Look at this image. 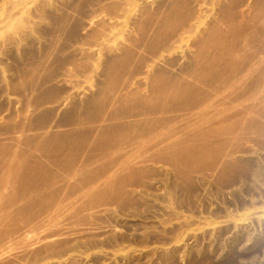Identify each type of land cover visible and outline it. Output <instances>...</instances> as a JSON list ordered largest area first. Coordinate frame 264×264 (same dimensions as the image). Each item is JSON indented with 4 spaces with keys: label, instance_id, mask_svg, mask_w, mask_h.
<instances>
[{
    "label": "rangeland",
    "instance_id": "rangeland-1",
    "mask_svg": "<svg viewBox=\"0 0 264 264\" xmlns=\"http://www.w3.org/2000/svg\"><path fill=\"white\" fill-rule=\"evenodd\" d=\"M263 98L264 0H0V264H264Z\"/></svg>",
    "mask_w": 264,
    "mask_h": 264
},
{
    "label": "bare ground",
    "instance_id": "bare-ground-1",
    "mask_svg": "<svg viewBox=\"0 0 264 264\" xmlns=\"http://www.w3.org/2000/svg\"><path fill=\"white\" fill-rule=\"evenodd\" d=\"M250 71V70H248ZM172 91H165L162 96L165 99L167 96H170ZM211 102L204 103L199 108V112H204L208 107H210ZM261 110L260 112L264 111V98L261 101ZM210 120V119H209ZM33 159V162H31ZM225 162H223L224 164ZM9 168L11 169V176L15 181H21L26 176L35 177L37 175V170L40 168L39 161L35 160L34 154L31 152L26 153H19L15 152L13 154L12 162L9 164ZM33 171V172H32Z\"/></svg>",
    "mask_w": 264,
    "mask_h": 264
}]
</instances>
